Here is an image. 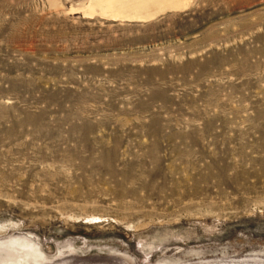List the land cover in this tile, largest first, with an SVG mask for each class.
Listing matches in <instances>:
<instances>
[{
	"label": "rangeland",
	"instance_id": "rangeland-1",
	"mask_svg": "<svg viewBox=\"0 0 264 264\" xmlns=\"http://www.w3.org/2000/svg\"><path fill=\"white\" fill-rule=\"evenodd\" d=\"M91 2L0 0V264H264V0Z\"/></svg>",
	"mask_w": 264,
	"mask_h": 264
},
{
	"label": "bare ground",
	"instance_id": "bare-ground-1",
	"mask_svg": "<svg viewBox=\"0 0 264 264\" xmlns=\"http://www.w3.org/2000/svg\"><path fill=\"white\" fill-rule=\"evenodd\" d=\"M185 6L186 0H92L90 3L91 10L98 7L105 15L128 20L152 19L160 13L169 10H178ZM11 244V247L20 248L24 255V263L18 262L14 264H25L28 258L33 260L35 251L31 244L19 243L16 241Z\"/></svg>",
	"mask_w": 264,
	"mask_h": 264
}]
</instances>
